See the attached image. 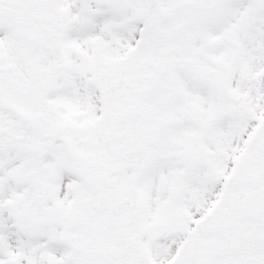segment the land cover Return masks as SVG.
<instances>
[{"label":"snow or ice","instance_id":"snow-or-ice-1","mask_svg":"<svg viewBox=\"0 0 264 264\" xmlns=\"http://www.w3.org/2000/svg\"><path fill=\"white\" fill-rule=\"evenodd\" d=\"M0 264H264V0H0Z\"/></svg>","mask_w":264,"mask_h":264}]
</instances>
